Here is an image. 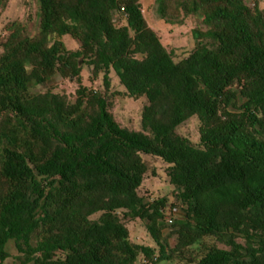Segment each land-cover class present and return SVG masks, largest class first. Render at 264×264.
Segmentation results:
<instances>
[{
  "label": "trees",
  "instance_id": "1",
  "mask_svg": "<svg viewBox=\"0 0 264 264\" xmlns=\"http://www.w3.org/2000/svg\"><path fill=\"white\" fill-rule=\"evenodd\" d=\"M35 1L36 32L18 23L1 43L0 264L10 241L20 264H264V14L245 0H157L168 23L200 17L175 61L143 0ZM81 58L104 93L82 84ZM111 70L116 95L147 99L141 131L111 112ZM55 75L76 79L74 94L34 92ZM195 115L198 144L178 133ZM142 153L168 164L174 201L141 195ZM136 220L155 246L132 240Z\"/></svg>",
  "mask_w": 264,
  "mask_h": 264
},
{
  "label": "rangeland",
  "instance_id": "2",
  "mask_svg": "<svg viewBox=\"0 0 264 264\" xmlns=\"http://www.w3.org/2000/svg\"><path fill=\"white\" fill-rule=\"evenodd\" d=\"M246 4L256 13L264 14V0H245ZM204 8H207L205 0H203ZM157 0H143L144 16L149 26L155 30L162 43L170 50L175 52L174 60L179 61L190 54L195 46V40L192 34L194 27H201L200 17L191 15L186 17L182 23H168L158 13ZM22 23L27 30L34 34L36 32L37 23V4L35 0H8L7 7L0 14V52L2 51L1 43L8 37L10 31L18 24ZM62 43L68 50H76L79 48V41L70 35H64L61 38ZM81 81L84 86L94 89L95 91L105 92L103 86V74L98 78L93 79L87 65L84 64L81 58ZM111 88L107 93L112 102L111 112L116 121L122 126L128 127L131 130L141 131V113L144 105L147 103L146 97L133 99L116 93L124 92L125 87L120 83L118 75L114 70L109 73ZM78 82L76 79L63 78L60 75H55L44 85L37 86L34 92H43L52 89L56 92H66L74 94ZM200 120L198 116H192L186 123L178 128V133L190 139L193 143L198 144L200 140ZM141 157L148 165V171L140 193L145 197V200H152L158 197H168L171 202L174 201L172 196L174 187L169 183L166 176V168L168 166L161 158L149 154H141ZM179 213L176 215L178 220L182 211L178 208ZM99 214L92 218H97ZM127 226L130 230V235L133 241L145 245L155 246L150 235L146 231L145 224L141 220L127 221ZM176 226L168 225L165 230V235L176 230ZM171 245L176 243V237L170 238ZM221 247H225L219 244ZM7 250L10 253L8 260L4 264H20L18 260V252L13 241L7 245ZM160 264H179L178 262H161Z\"/></svg>",
  "mask_w": 264,
  "mask_h": 264
},
{
  "label": "built area",
  "instance_id": "3",
  "mask_svg": "<svg viewBox=\"0 0 264 264\" xmlns=\"http://www.w3.org/2000/svg\"><path fill=\"white\" fill-rule=\"evenodd\" d=\"M179 213V210L177 207H173L171 210H169L166 214L165 221L168 225H173L176 220V215Z\"/></svg>",
  "mask_w": 264,
  "mask_h": 264
},
{
  "label": "water",
  "instance_id": "4",
  "mask_svg": "<svg viewBox=\"0 0 264 264\" xmlns=\"http://www.w3.org/2000/svg\"><path fill=\"white\" fill-rule=\"evenodd\" d=\"M80 63H81V59H80Z\"/></svg>",
  "mask_w": 264,
  "mask_h": 264
}]
</instances>
